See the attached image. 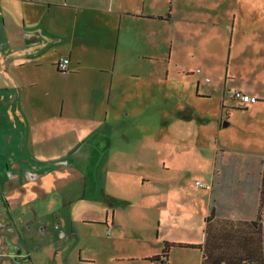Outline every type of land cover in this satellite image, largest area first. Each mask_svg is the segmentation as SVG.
<instances>
[{
    "label": "crops",
    "instance_id": "0c3cea01",
    "mask_svg": "<svg viewBox=\"0 0 264 264\" xmlns=\"http://www.w3.org/2000/svg\"><path fill=\"white\" fill-rule=\"evenodd\" d=\"M61 57L70 59L65 72L56 68ZM233 90L258 101L241 105L230 99ZM168 91L172 101L177 92L187 91L192 102L179 113L177 104L164 108ZM0 92L19 103L14 115L9 117L6 109L0 118L4 127L30 137L25 145L30 166L62 149L48 146L52 131L66 134L71 145L96 133L89 146L101 170L97 179L91 178L95 187L97 181L108 182L106 195L137 207L136 212L159 206L166 211L159 220L163 229L177 214L195 217L201 235L180 243L204 241V220L215 200V214L223 223L220 244L250 250L236 253L234 264H264V147L220 142L223 110V127L251 122L264 140V0H0ZM226 101L236 104L228 111ZM208 107L214 108L212 115ZM168 110L181 117L167 120ZM178 132L202 166L193 182L185 178L179 154L168 149L180 143ZM2 145L11 147L10 140ZM218 150L230 156L214 185ZM18 162L2 159L0 169L7 176L0 177L1 186L12 181ZM42 173L36 168L33 176ZM195 180L210 186L196 187ZM146 185L152 187L143 191ZM32 189L34 198L46 195L43 177ZM2 205L14 222L15 206L7 199ZM32 207L46 213L45 201ZM116 210L111 224L121 228ZM8 227L2 217L0 264H17L6 258L17 260L26 253L16 250L20 239ZM255 246L261 251L254 252ZM195 250L196 264H201L202 252ZM182 257L189 262L191 256Z\"/></svg>",
    "mask_w": 264,
    "mask_h": 264
},
{
    "label": "rangeland",
    "instance_id": "374dc122",
    "mask_svg": "<svg viewBox=\"0 0 264 264\" xmlns=\"http://www.w3.org/2000/svg\"><path fill=\"white\" fill-rule=\"evenodd\" d=\"M162 72H164V67H162ZM172 75L174 76V74ZM175 76L178 77V74ZM3 93L0 92V113L7 109V114L10 117L19 110V103L12 102L9 95ZM170 94L168 91L164 96V108L172 109L170 107L177 104L176 113H179L182 107L190 104L191 98L187 91L177 92L174 101L171 100L173 96ZM235 104L226 101L225 107L229 111L230 107H234ZM207 110L210 115L214 112V108L208 107ZM168 113L169 116L165 118L169 121H173L177 117V114L170 110ZM225 114L226 112L223 110L220 142L264 147L263 132L260 128L251 126V122L223 127L224 121L227 120L224 117ZM232 117L233 119L237 118L234 115ZM18 119L20 118H17V121ZM1 120L0 118V164L2 159L9 157L19 158V162L16 167L17 171L11 174L12 181L5 182L4 186H1L2 182L0 183V189L4 191L0 192V219L3 217L9 226L7 230L12 232V236L20 239L16 250H25L26 253L25 257L17 260L7 257L8 262L13 260L17 264H167L170 261L173 264V259L177 258L179 260L177 264H196L194 256L198 254V251L195 248L178 246L169 247L166 263L152 260L151 257L145 259L148 255L162 253L165 241H196L201 235L200 225L196 223L195 217L188 219L184 214H177L173 217L172 224L163 229V220L161 225L159 220L166 211L160 210L159 206H149L147 210L138 208L136 212L135 208L137 207L130 208L128 202L121 198L106 195L105 187H109L108 182L97 181L98 184L95 187L94 181L91 183V178L97 179L101 170L98 169L96 161L92 158L89 146L96 138V133L78 141L81 142L80 144L73 141L74 143L71 145V139L69 140V137L65 136L66 134L61 131H52L48 134V146L50 148L61 146L62 149L60 151L59 148L55 149L49 154V159L45 158L46 161L37 160L41 163L38 162L39 165L33 163L32 167L26 161L29 149L25 148L30 137L21 135L20 131L4 127L6 124ZM164 124L166 123L164 122ZM17 126H20V129L25 128L23 124ZM12 127L10 126V128ZM203 128L205 126H202ZM208 134H212V132L209 131ZM176 137L180 141L177 148L168 149L179 154L178 161H180L185 178L188 182H193V176L199 173L202 168L197 162L198 154L192 155L191 144L181 132H178ZM7 140H10L11 147L5 149L2 142ZM18 141L20 142L18 145H21L20 148L15 146ZM40 151L46 152V149ZM74 156L76 159H73ZM26 168L29 170L27 171ZM36 168H41L45 173L33 176V171ZM6 176L7 174L1 172L0 169V177ZM42 177L45 180L46 195L34 198L32 197V186L42 183ZM102 185L104 190L101 189ZM149 187L152 185H146L143 187V191ZM113 191L118 192V187H113ZM132 192L136 193V191ZM146 198L147 194L143 195L142 202ZM5 199L11 202L13 207L15 206L14 222L9 218L7 206L2 205ZM38 201H45V214L37 213L32 207V204ZM147 201L150 202L151 199ZM114 210H116V216H121V222H123L121 228H115L111 224L112 211L114 214ZM120 210L130 211L122 212ZM91 219H103L104 222ZM22 239L24 240L22 241ZM8 249L6 247L5 251ZM32 251L34 256L31 255ZM182 256H191L189 262H183L185 259Z\"/></svg>",
    "mask_w": 264,
    "mask_h": 264
},
{
    "label": "trees",
    "instance_id": "16d2710c",
    "mask_svg": "<svg viewBox=\"0 0 264 264\" xmlns=\"http://www.w3.org/2000/svg\"><path fill=\"white\" fill-rule=\"evenodd\" d=\"M68 58V57H67ZM70 60V59H69ZM70 64V63H69ZM57 68V67H56ZM69 68V66H68ZM57 70H59L57 68ZM68 70V69H67ZM67 70H59L61 72H65ZM252 95V94H250ZM257 97V96H256ZM230 99L233 100L231 97ZM258 101V98H257ZM256 101V102H257ZM238 102V101H236ZM241 105H246L245 103H240ZM181 114V113H180ZM178 114L177 117H181V115ZM230 156L229 153L224 152L223 150H218L215 154L214 161H213V184L215 185V181L217 178H219V170L221 164L224 162V158H227ZM196 181L200 182V185L195 184ZM196 187L199 188H208L210 185L208 183L202 182L200 180H195L194 182ZM213 189V188H212ZM215 200H212V204L210 206L209 213L205 217V239L202 243H180V242H164V248L162 253L155 255L151 257L152 260H158L161 263H166L167 260V252L169 247L178 246V247H189V248H195L199 249L202 252V262L201 264H234V255L238 252H249L250 250L246 247H241L239 249L235 248V246L232 244H220L219 242V234L222 224L220 219L215 214L214 209ZM234 221L231 220L230 225H234ZM254 252H259L261 249L257 246L253 248Z\"/></svg>",
    "mask_w": 264,
    "mask_h": 264
},
{
    "label": "built area",
    "instance_id": "2783aa9c",
    "mask_svg": "<svg viewBox=\"0 0 264 264\" xmlns=\"http://www.w3.org/2000/svg\"><path fill=\"white\" fill-rule=\"evenodd\" d=\"M70 60L67 57H61L56 63V67L59 70H67L69 66ZM230 97L233 100L238 101L239 103H245V104H252L257 101V97L255 95H250L248 93L242 92L240 90H233L230 94ZM195 184L200 185L199 181H196Z\"/></svg>",
    "mask_w": 264,
    "mask_h": 264
}]
</instances>
